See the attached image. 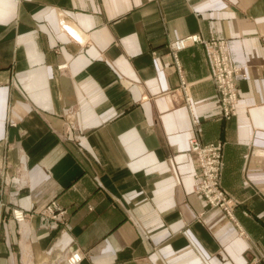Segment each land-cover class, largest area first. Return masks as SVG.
Returning a JSON list of instances; mask_svg holds the SVG:
<instances>
[{
	"label": "crops",
	"instance_id": "0c3cea01",
	"mask_svg": "<svg viewBox=\"0 0 264 264\" xmlns=\"http://www.w3.org/2000/svg\"><path fill=\"white\" fill-rule=\"evenodd\" d=\"M191 34L229 39L243 69L229 121L203 47H171ZM196 130L224 142L236 223L193 191ZM53 248L58 264H264V0H0V264Z\"/></svg>",
	"mask_w": 264,
	"mask_h": 264
},
{
	"label": "built area",
	"instance_id": "2783aa9c",
	"mask_svg": "<svg viewBox=\"0 0 264 264\" xmlns=\"http://www.w3.org/2000/svg\"><path fill=\"white\" fill-rule=\"evenodd\" d=\"M194 43H201L204 47L205 57L209 67V76L217 88L223 117L229 119L235 116L238 102L235 76L242 74V72H240V68H237L239 66L234 63L229 41L224 38L215 37L204 39L197 34H191L173 41L171 47L174 52H177ZM173 57L176 66L179 67L175 53H173ZM72 127L73 125H68V129ZM197 130L191 133L187 139L188 151L194 154L198 167L193 175L194 191L196 194L203 196L209 206L219 207L229 217L233 218L236 202L231 194L220 185L223 166L221 158L222 143L219 141L209 143L202 142ZM168 162L177 184H179V172L176 169L174 160L169 157ZM55 208L56 202L52 201L51 204L44 209V213L47 212L49 215L54 216ZM12 212L15 220L19 221L16 209H13ZM60 213L62 214L61 220H63L65 218L64 212ZM22 216L24 218V213Z\"/></svg>",
	"mask_w": 264,
	"mask_h": 264
},
{
	"label": "rangeland",
	"instance_id": "374dc122",
	"mask_svg": "<svg viewBox=\"0 0 264 264\" xmlns=\"http://www.w3.org/2000/svg\"><path fill=\"white\" fill-rule=\"evenodd\" d=\"M201 37V36H200ZM214 37V36H213ZM203 38V37H202ZM211 38V37H210ZM215 38H224V37H215ZM204 39H209V38H204ZM224 39H227V38H224ZM228 41H229V39H227ZM229 43H230V41H229ZM194 44H196V43H194ZM198 44H200L202 47H203V45L201 44V43H198ZM230 48H231V45H230ZM203 50H204V47H203ZM231 53H232V50H231ZM204 55H205V51H204ZM205 60H206V57H205ZM233 60H234V58H233ZM206 63H207V61H206ZM234 63L236 64V62L234 61ZM237 65V64H236ZM207 66H208V64H207ZM208 70H209V67H208ZM240 75V74H239ZM209 76V75H208ZM237 76V75H236ZM236 76H235V78H236ZM209 79H211L210 78V76H209ZM212 80V79H211ZM213 82V81H212ZM214 83V82H213ZM235 83H236V81H235ZM214 85H215V83H214ZM215 88H216V86H215ZM216 90H217V88H216ZM236 91H237V94H238V88H237V85H236ZM217 97H218V102H219V108H220V116H221V118L223 119V120H225V121H229V120H231V119H233L235 116H233V117H231V118H229V119H227V118H225V117H223V115H222V112H221V107H220V101H219V94H218V92H217ZM237 114V113H236ZM216 141H219V142H221L222 143V151H221V158H222V162H223V166H222V173H221V177H220V185H221V187L222 188H224L223 186H222V183H221V179H222V174H223V167H224V142L223 141H221V140H216ZM211 142H215V141H211ZM204 143H209V142H204ZM192 155H193V157H194V154L193 153H191ZM195 158V157H194ZM226 190V189H225ZM193 191H194V177H193ZM229 194H231L228 190H226ZM194 193H196L195 191H194ZM231 196H233L232 194H231ZM204 201L207 203V201L204 199ZM51 202H52V200L49 202V204H51ZM235 202H236V206H235V208H234V212H233V218L232 217H229L224 211V213L226 214V216H228V218H230L234 223H236V217H235V209L238 207V201H237V199H235ZM48 204V205H49ZM208 204V203H207ZM48 205L45 207V209L48 207ZM209 205V204H208ZM219 208V207H218ZM60 212H63V211H60ZM60 212H58V211H56L55 210V213H54V216L53 215H49L47 212L45 213V215L48 217V219L49 220H51L52 221V223H53V221H59V222H61V219H62V214L60 213ZM12 215H13V213H12ZM13 218L15 219V217L13 216ZM65 219V218H64ZM63 219V220H64ZM54 224V223H53ZM242 234V233H241ZM62 251L59 249V248H53V249H51V251H50V258L46 261V264H52V262L54 261V260H56V257L61 253ZM53 264H58V263H53Z\"/></svg>",
	"mask_w": 264,
	"mask_h": 264
},
{
	"label": "bare ground",
	"instance_id": "6f19581e",
	"mask_svg": "<svg viewBox=\"0 0 264 264\" xmlns=\"http://www.w3.org/2000/svg\"><path fill=\"white\" fill-rule=\"evenodd\" d=\"M237 68H240V72H242V74H240V75H242L243 76V74H244V72H243V69L241 68V67H237ZM236 113H237V105H236ZM177 169V168H176ZM171 171H172V169H171ZM172 174H173V171H172ZM174 176V175H173ZM180 178V177H179ZM174 179H175V177H174ZM175 181H176V179H175ZM176 183H177V181H176ZM225 189V188H224ZM233 198V197H232ZM205 199V198H204ZM234 199V198H233ZM17 212V211H16ZM17 217H18V219L20 220V219H22V213L21 212H17ZM234 216V215H233ZM21 217V218H20ZM236 220V219H235ZM81 255L79 254V253H77V252H73L70 256H68L67 258H66V260H65V264H79L80 263V260H81Z\"/></svg>",
	"mask_w": 264,
	"mask_h": 264
}]
</instances>
